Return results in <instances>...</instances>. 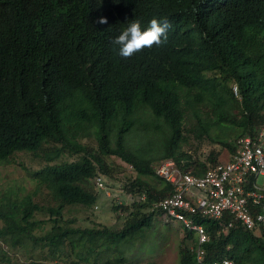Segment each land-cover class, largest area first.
Returning <instances> with one entry per match:
<instances>
[{"label":"trees","instance_id":"trees-1","mask_svg":"<svg viewBox=\"0 0 264 264\" xmlns=\"http://www.w3.org/2000/svg\"><path fill=\"white\" fill-rule=\"evenodd\" d=\"M153 18L170 24L167 41L119 56L112 41L134 20L145 30ZM204 106L238 129L235 143L223 145L231 154L238 139L264 126V0H0V164L17 153L43 158V181L61 202L50 210L52 230L37 237V206L16 213L0 201V241L15 246L26 239L51 252L89 244L94 252L101 244L118 249L139 239L162 215L154 204L172 194L155 164L172 160L200 176L208 169L178 145L186 117L200 118ZM141 111L170 125V141L157 159L127 143ZM64 155L79 159L56 163ZM108 156L137 174L124 186L133 202L113 206L126 216L123 227L64 228V207L96 205L88 185L99 174L109 176ZM216 160L210 158L213 165ZM199 221L211 235L206 264L223 258L264 264V240L239 225L225 234L218 222ZM185 232L194 248L193 234ZM186 241L180 264H196Z\"/></svg>","mask_w":264,"mask_h":264},{"label":"rangeland","instance_id":"rangeland-1","mask_svg":"<svg viewBox=\"0 0 264 264\" xmlns=\"http://www.w3.org/2000/svg\"><path fill=\"white\" fill-rule=\"evenodd\" d=\"M234 86L233 83L229 85L239 99L240 95H236ZM234 109V113L239 111L237 105ZM219 118L210 106L201 108L200 118L189 114L185 120L183 139L178 142L183 152L192 156L195 161L204 163L207 168L213 166L211 157H216L217 163H226L231 159V152L223 145L234 144L239 135L234 125L221 123ZM203 123L209 125L204 126L207 134L202 132ZM135 125L128 133L127 143L140 148L148 158L157 159L163 153L161 146L170 141V125L146 111L139 113ZM91 145L97 149L96 141L92 140ZM9 159L0 164V201L6 205L12 204L16 213H23L26 208L37 206L39 210L34 217L39 227L34 234L43 237L53 228L49 221L50 210L61 207L55 191L48 189L42 178L47 164L43 158L30 153H17ZM78 159L77 156L64 155L56 163ZM105 162L109 168V176L99 174L97 178H103L111 196L96 187L95 179L90 181L88 187L98 196L96 205L91 208L78 205L64 207V228L90 230L107 227L119 230L123 227L126 216L115 213L113 206L130 205L133 202L132 197L124 192V186L129 179L136 178L137 174L132 166L118 157H105ZM158 163L155 164L156 167ZM263 182L264 178L261 177L259 183ZM152 223V228L139 239L121 245L118 249L116 245L110 249L101 244L94 252H91L93 250L89 244L76 249L66 245L51 252L50 248L26 239L19 240L15 246L9 240L0 241V264H25L31 261H44L48 264H180L179 251L187 236L182 225L165 219L163 215H157ZM3 225L0 219V228ZM187 243L193 248L191 241Z\"/></svg>","mask_w":264,"mask_h":264},{"label":"built area","instance_id":"built-area-1","mask_svg":"<svg viewBox=\"0 0 264 264\" xmlns=\"http://www.w3.org/2000/svg\"><path fill=\"white\" fill-rule=\"evenodd\" d=\"M234 90L238 96L237 85ZM236 148L228 162L209 167L201 176L180 168L172 160L156 168L157 176L172 187V194L155 203L153 210L193 234L196 264H206V247L211 242L210 233L199 219L218 222L225 234L239 225L264 240V182L259 183L264 178V126L253 136L238 139ZM95 184L111 196L102 177L96 178ZM212 264L238 263L223 258Z\"/></svg>","mask_w":264,"mask_h":264},{"label":"clouds","instance_id":"clouds-1","mask_svg":"<svg viewBox=\"0 0 264 264\" xmlns=\"http://www.w3.org/2000/svg\"><path fill=\"white\" fill-rule=\"evenodd\" d=\"M99 23L106 24L107 19L102 18ZM170 24L167 20H157L153 18L147 29H141L139 20L131 22L121 34L116 37L112 43L119 46V56L123 58H130L137 52L145 48H152L154 45H161L168 39L167 30Z\"/></svg>","mask_w":264,"mask_h":264},{"label":"crops","instance_id":"crops-1","mask_svg":"<svg viewBox=\"0 0 264 264\" xmlns=\"http://www.w3.org/2000/svg\"><path fill=\"white\" fill-rule=\"evenodd\" d=\"M231 154V153H230ZM232 156H233V154H231V157L230 158H232Z\"/></svg>","mask_w":264,"mask_h":264}]
</instances>
